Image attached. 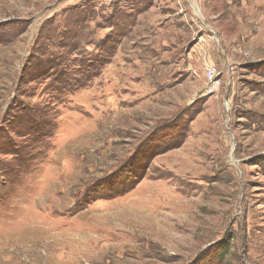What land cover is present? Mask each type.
<instances>
[{
    "label": "rangeland",
    "instance_id": "rangeland-1",
    "mask_svg": "<svg viewBox=\"0 0 264 264\" xmlns=\"http://www.w3.org/2000/svg\"><path fill=\"white\" fill-rule=\"evenodd\" d=\"M120 1L0 0V264H264V0L186 8L205 94L116 77Z\"/></svg>",
    "mask_w": 264,
    "mask_h": 264
},
{
    "label": "crops",
    "instance_id": "crops-1",
    "mask_svg": "<svg viewBox=\"0 0 264 264\" xmlns=\"http://www.w3.org/2000/svg\"><path fill=\"white\" fill-rule=\"evenodd\" d=\"M199 3L196 0H139L134 4L133 0H121L117 8L121 12L123 10L121 16L117 17L121 33L116 40V51L112 58L116 63L115 69H112L116 77L171 78L175 75L195 78L190 89L205 94L209 87L205 79L206 69L225 58L222 53L218 57L213 55L211 34L208 31L200 34V29L193 26H190L191 38L197 37L198 41L188 50H182L188 38V24L181 23V19H187L185 10L189 6L195 18L199 16L203 20ZM204 25L205 29L213 31L210 24ZM183 63L186 65L181 68ZM225 63L227 69L231 70L233 62L227 58ZM105 67L107 73L109 64ZM119 88L127 90L133 87L123 83L122 87L117 85L118 91ZM217 92L215 95L219 96ZM215 100V96L211 97L207 106H213Z\"/></svg>",
    "mask_w": 264,
    "mask_h": 264
},
{
    "label": "built area",
    "instance_id": "built-area-1",
    "mask_svg": "<svg viewBox=\"0 0 264 264\" xmlns=\"http://www.w3.org/2000/svg\"><path fill=\"white\" fill-rule=\"evenodd\" d=\"M217 73V68L215 66H210L206 69V77L212 83V86L209 85L208 91H211V88L213 89V86L218 82L215 79V74Z\"/></svg>",
    "mask_w": 264,
    "mask_h": 264
}]
</instances>
